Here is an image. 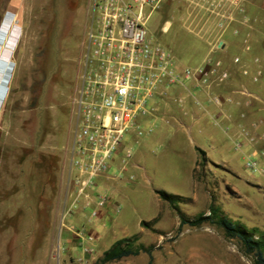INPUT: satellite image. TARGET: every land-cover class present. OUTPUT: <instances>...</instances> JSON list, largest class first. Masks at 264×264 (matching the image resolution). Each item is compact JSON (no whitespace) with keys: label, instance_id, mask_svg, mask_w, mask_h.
<instances>
[{"label":"rangeland","instance_id":"obj_1","mask_svg":"<svg viewBox=\"0 0 264 264\" xmlns=\"http://www.w3.org/2000/svg\"><path fill=\"white\" fill-rule=\"evenodd\" d=\"M255 1L217 9L161 5L150 13L145 24L149 37L181 67L201 63L206 50L219 48L220 42L226 44L227 59L237 54L227 63L226 80L239 68L246 90L257 96L246 97L241 110L251 122L237 115L235 129L227 123L225 131L212 120L208 135L174 132L173 144H163L159 135L164 130L172 134L174 128L159 111H172L178 103L173 89L168 95L174 102L154 98L148 107L153 110L139 121L143 133L123 136L131 157L119 179H113L116 189L102 187L109 196L112 191L120 210L112 219H103L98 240L86 242L92 253L81 254L80 247L72 249L66 242L95 237L77 229L85 217L71 208L68 182L71 98L86 0H0V21L13 18L21 32L9 57L1 51L9 41L0 44V76L4 71L8 82L0 106V264H78L79 259L81 264H96L119 239L147 249L151 264H252L237 239L225 237L217 225L179 226V220L207 215L213 206L247 230L255 228L254 239L260 236L264 242V37L258 34L264 25L254 21ZM220 15L228 22H221ZM243 18L246 25L240 22ZM245 55L254 58L242 60ZM235 57L237 63L232 62ZM5 59L11 61L9 70L2 65ZM249 62H258L256 81L251 79L254 69L248 73ZM232 78L240 83L239 77ZM146 127L149 134L144 133ZM194 145L205 153L195 152ZM131 162L140 168H131ZM154 189L174 197L160 199ZM147 260L148 255L139 252L108 264Z\"/></svg>","mask_w":264,"mask_h":264},{"label":"built area","instance_id":"obj_2","mask_svg":"<svg viewBox=\"0 0 264 264\" xmlns=\"http://www.w3.org/2000/svg\"><path fill=\"white\" fill-rule=\"evenodd\" d=\"M247 0H86L85 23L77 62L76 84L70 109V147L68 182L72 187L74 210L79 199L95 200L98 209L110 199L99 190L100 179H119L129 148L123 136L143 133L139 121L150 110L154 98L170 99V89L184 88L185 82H205L208 75L223 82L227 72L220 62L206 57L195 67H181L169 51L154 43L146 29L151 12L161 5L177 7L181 3L210 9L240 8ZM221 22L228 17L219 16ZM241 24L248 23L243 18ZM162 30H164L162 28ZM233 63L238 58L232 59ZM246 75L245 70L241 71ZM259 71L252 75L256 81ZM179 104L181 98L175 95ZM174 102V100H173ZM206 102L215 106L222 99L208 94ZM198 105V102L193 100ZM156 110V108L154 109ZM146 127L144 133L149 134ZM132 179V176H129ZM98 189V190H97ZM87 206V203H84ZM84 206H82L84 208ZM113 213L119 206L113 205ZM71 209V210H72ZM97 211H91L95 218ZM85 251H87L85 249ZM78 264H81L79 259Z\"/></svg>","mask_w":264,"mask_h":264},{"label":"crops","instance_id":"obj_3","mask_svg":"<svg viewBox=\"0 0 264 264\" xmlns=\"http://www.w3.org/2000/svg\"><path fill=\"white\" fill-rule=\"evenodd\" d=\"M255 3H256V6H255L256 9L254 12L255 17H253L254 21H256L258 25H264V9L261 7L262 4L264 5V0H257L255 1ZM258 34H260L261 39L262 37H264L263 31H260ZM225 36L228 37L226 34L224 35V37ZM219 45L220 46L217 49H214L212 46L209 49H207L206 55L204 56V58L211 57L212 59L219 61L220 70H227V63L230 61V58H232V56L233 57L236 56L237 54L233 53L227 59L226 58V54H227L226 44L224 42H220ZM245 56L246 57H242V60L247 61L249 59L251 61V59L254 58V56L252 57L248 55H245ZM258 62H260V59L258 60ZM258 62L257 63L255 62L252 64H250L249 62L248 73L253 72L252 71L253 69H254V72L256 70L260 71L259 68L257 67ZM197 65L190 66V67H195ZM261 69H264L263 65H261ZM239 71H240L239 68H234L233 73H230L229 79L223 82L217 83L214 80V75L209 74L208 78H206L207 80L203 83L201 82V80H197L196 82H185L183 89L182 88L173 89V94L181 98L180 103L178 105H174V109L172 111L169 110L167 107H163L162 109L159 108L161 110L159 111V113L162 112L164 115H167L165 122L167 123L169 122L174 128L172 130L173 132L172 134L164 130V132L159 135V139L163 140L162 141L163 144H167V143L170 145L173 144L172 138H173V135L175 134L174 132H184L187 135H190L191 131H193L200 135L202 134L208 135L212 129L211 128L212 120H214L215 122L222 123V126H225L224 128L225 131H227V128H226L227 123H230L233 125L236 121L237 115L239 116L240 119L246 121V124L250 123L251 122V119L249 118L250 116H248V114L245 116L241 113L242 106L246 104L247 100L244 101L246 97L252 96V99H255L257 98V96L255 94L249 93L246 90L247 86L242 81V76L239 74L240 73ZM234 75L239 77V79H241L239 80L240 81L239 84H237L233 80L232 77ZM0 94H2V92ZM208 94L218 95L222 99L221 104L218 106H215V105L207 103L206 97ZM165 100L171 101L169 98ZM193 100L197 101L199 106L194 104ZM232 128L235 129V126L233 125ZM240 129L242 128H239V130ZM233 136L234 135L230 137H233ZM193 148L195 152L197 150L204 152L199 146L194 145ZM195 160H196V156L194 157L193 164L195 163ZM130 167L134 169L140 168L135 162H131ZM114 180L109 179V178L100 179L97 183V186L101 188L100 189L98 188V189L105 191L104 189H102V187L106 184L112 187L113 190L116 189L114 188L115 187L114 183L116 182ZM154 190H158V189H154ZM109 197L110 199L106 203L105 207H102L100 209L97 208L96 201L93 199L91 201V204L87 205V207L84 206L85 201L83 199L78 200L80 201L78 202V204L80 205L82 204L84 208L82 206H81L82 208H79L78 206L77 208H75V211H77V215L80 214V216H83L85 218L87 217V218L86 219L84 218L85 223L83 224V227H78L77 229L81 232H86V231L90 233L92 232L95 235V237L90 238V240H84L82 243L79 242L77 239H75L76 241L71 239L69 240V242H66V244H68L69 247H71L72 249H77L80 247L79 249L81 250V254L82 253L85 254L87 251H90L92 253L91 249L87 247L86 242L92 241V240H98L101 237L100 234L104 226L103 219L104 218L112 219L115 216V214H118L119 212L118 211L117 213H113L112 206L113 205L119 206V205L116 203L115 199L113 198L112 191ZM91 211H97V214L94 220H91L89 218ZM71 229L75 230V227H72ZM85 249L87 251H85ZM78 256H80V254Z\"/></svg>","mask_w":264,"mask_h":264},{"label":"trees","instance_id":"obj_4","mask_svg":"<svg viewBox=\"0 0 264 264\" xmlns=\"http://www.w3.org/2000/svg\"><path fill=\"white\" fill-rule=\"evenodd\" d=\"M155 193L163 200L172 199L174 197L161 190L155 191ZM203 222L215 224L222 230L225 237L237 239L243 254L252 256V264H264V242L263 238L260 236L254 239L255 233H258L255 228L247 230L241 224L226 218L218 208L213 206L209 207V213L207 215L200 214L192 219L180 218L179 226L186 224L196 227ZM139 252H145L148 255L147 264H151V257L147 249L141 246L133 247L131 243L128 242V239H119L114 241L108 249L102 252L96 264H108L127 256H135Z\"/></svg>","mask_w":264,"mask_h":264},{"label":"clouds","instance_id":"obj_5","mask_svg":"<svg viewBox=\"0 0 264 264\" xmlns=\"http://www.w3.org/2000/svg\"><path fill=\"white\" fill-rule=\"evenodd\" d=\"M20 27L16 24L15 20L12 18L8 20L1 19L0 21V44L6 41H9V44L6 46H3L1 51L4 53V58H7L11 55L12 50L14 48L15 43L20 37ZM2 65L5 70H9L11 61L10 60H3ZM3 73L0 76V106L3 105L5 100V95L7 92V80L6 76L3 75Z\"/></svg>","mask_w":264,"mask_h":264}]
</instances>
